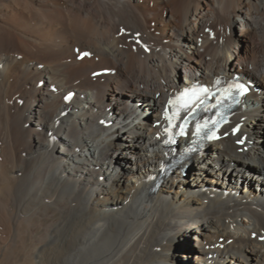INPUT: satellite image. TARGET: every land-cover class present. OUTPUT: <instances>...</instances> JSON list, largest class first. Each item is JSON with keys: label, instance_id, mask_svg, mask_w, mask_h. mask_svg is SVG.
Segmentation results:
<instances>
[{"label": "bare ground", "instance_id": "6f19581e", "mask_svg": "<svg viewBox=\"0 0 264 264\" xmlns=\"http://www.w3.org/2000/svg\"><path fill=\"white\" fill-rule=\"evenodd\" d=\"M235 74L264 92V0H0V264H264V93L150 182L170 97Z\"/></svg>", "mask_w": 264, "mask_h": 264}, {"label": "rangeland", "instance_id": "374dc122", "mask_svg": "<svg viewBox=\"0 0 264 264\" xmlns=\"http://www.w3.org/2000/svg\"><path fill=\"white\" fill-rule=\"evenodd\" d=\"M181 72H182V71H181ZM184 72H185V69H184ZM258 89H259V88H258ZM259 90H261V89H259ZM262 137H263V140H264V133H262ZM119 141H120V142H123V143L125 142L124 140L121 139V137H119ZM56 148L60 150V149H61V145H60V144H57ZM212 196H213V198H217V194H214V195H212ZM194 256H195V253L193 252V253L191 254V258L194 257ZM184 260H185V259H184ZM185 261L187 262V260H185ZM183 262H184V261H183ZM170 264H177V263H176V262H173V263H170Z\"/></svg>", "mask_w": 264, "mask_h": 264}, {"label": "snow or ice", "instance_id": "6c2138e0", "mask_svg": "<svg viewBox=\"0 0 264 264\" xmlns=\"http://www.w3.org/2000/svg\"><path fill=\"white\" fill-rule=\"evenodd\" d=\"M240 89H243V86L242 85H240V86H238Z\"/></svg>", "mask_w": 264, "mask_h": 264}]
</instances>
